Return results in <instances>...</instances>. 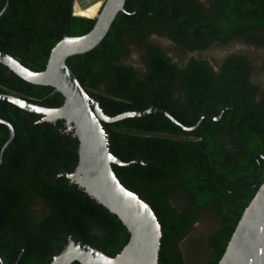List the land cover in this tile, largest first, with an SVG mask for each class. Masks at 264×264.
<instances>
[{
	"label": "trees",
	"instance_id": "trees-1",
	"mask_svg": "<svg viewBox=\"0 0 264 264\" xmlns=\"http://www.w3.org/2000/svg\"><path fill=\"white\" fill-rule=\"evenodd\" d=\"M74 2L0 0V12L8 4L0 51L42 72L65 34L81 37L94 27L95 19L73 15ZM124 10L98 46L67 66L109 117L154 106L193 127L223 112L193 132L161 114L102 123L110 153L142 163L112 170L157 217L158 264H217L264 181V91L248 56L229 54L214 71L195 54L234 41L264 51V0H125ZM152 37L167 39L188 58L176 62ZM133 51L140 68L124 61ZM0 94L48 108L63 103L54 89L26 83L1 64ZM0 120L14 129L0 163L2 264H50L67 235L111 257L119 253L129 239L126 228L64 177L78 160V141L64 122H43L3 101ZM8 138L0 124V152Z\"/></svg>",
	"mask_w": 264,
	"mask_h": 264
},
{
	"label": "water",
	"instance_id": "water-1",
	"mask_svg": "<svg viewBox=\"0 0 264 264\" xmlns=\"http://www.w3.org/2000/svg\"><path fill=\"white\" fill-rule=\"evenodd\" d=\"M7 5L0 12V17ZM124 5L125 0H105L98 16L94 18L93 29L81 37L65 34L51 50L42 72L32 71L6 52L0 51V64L9 72L31 85L54 89L62 96L63 103L59 108H48L6 94H0V101L41 116L43 122H64L66 131L71 132L72 138L78 141L75 170L64 177L116 216L129 235L128 242L113 257L84 243L77 235H67L62 250L52 255L50 264H158L162 232L157 217L151 206L127 190L112 170V166L127 167L142 163L140 160L123 163L113 156L102 123L114 124L130 118L161 114L181 130L193 132L205 119L219 121L223 115L222 112L218 117L203 116L193 127H184L167 112L154 106L143 112H127L115 117L103 113L99 102L86 93L76 75L68 68L67 60L86 54L98 46L116 16L126 13ZM0 124L7 128L9 135L0 152L1 163L5 149L14 138V129L3 120H0ZM217 264H264V181L243 211Z\"/></svg>",
	"mask_w": 264,
	"mask_h": 264
},
{
	"label": "rangeland",
	"instance_id": "rangeland-1",
	"mask_svg": "<svg viewBox=\"0 0 264 264\" xmlns=\"http://www.w3.org/2000/svg\"><path fill=\"white\" fill-rule=\"evenodd\" d=\"M102 0H91L90 4L85 3L82 5L84 9L75 7L76 16H87L89 18H95L99 13V9L101 8ZM87 6V8H85ZM150 41L162 48V50L171 58H173L176 62L182 64L188 56L179 53L172 44L164 38L152 37ZM243 54L246 55L252 60L254 66L256 67V75L254 76V82L257 83L262 91H264V72L261 70L263 59H264V51L251 48L246 46L245 44L234 41L225 46L214 45L209 50L196 53L195 57L207 60L214 71H218V66L220 61L229 54ZM126 64L132 65L136 68H140V60L138 53L133 51L129 58L124 60Z\"/></svg>",
	"mask_w": 264,
	"mask_h": 264
},
{
	"label": "built area",
	"instance_id": "built-area-1",
	"mask_svg": "<svg viewBox=\"0 0 264 264\" xmlns=\"http://www.w3.org/2000/svg\"><path fill=\"white\" fill-rule=\"evenodd\" d=\"M104 1H105V0H102V2H101V6H102V4L104 3ZM90 2H91V0H75V2H74V6H73V15L76 16V14H75V7H76V6H77L78 8H82V9H84V7H83L82 5H85V3L90 4ZM85 8H87V7H85ZM99 10H100V9H99Z\"/></svg>",
	"mask_w": 264,
	"mask_h": 264
},
{
	"label": "crops",
	"instance_id": "crops-1",
	"mask_svg": "<svg viewBox=\"0 0 264 264\" xmlns=\"http://www.w3.org/2000/svg\"><path fill=\"white\" fill-rule=\"evenodd\" d=\"M85 17H87V16H85ZM87 18H89V17H87ZM91 19H94V18H91Z\"/></svg>",
	"mask_w": 264,
	"mask_h": 264
},
{
	"label": "flooded vegetation",
	"instance_id": "flooded-vegetation-1",
	"mask_svg": "<svg viewBox=\"0 0 264 264\" xmlns=\"http://www.w3.org/2000/svg\"><path fill=\"white\" fill-rule=\"evenodd\" d=\"M64 128H65V126H64Z\"/></svg>",
	"mask_w": 264,
	"mask_h": 264
}]
</instances>
